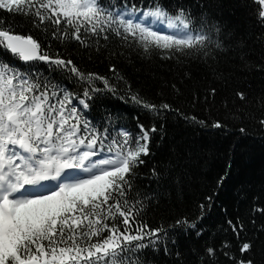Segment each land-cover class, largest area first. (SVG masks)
<instances>
[{"label": "snow or ice", "instance_id": "obj_1", "mask_svg": "<svg viewBox=\"0 0 264 264\" xmlns=\"http://www.w3.org/2000/svg\"><path fill=\"white\" fill-rule=\"evenodd\" d=\"M250 3L264 29V0ZM198 9L183 0H0L7 14L0 15V264H160L161 257L264 264V186L243 209L221 206L223 219L212 228L206 217L227 173L171 222L153 223L158 194L138 183L163 131L156 122L169 114L204 129L264 131V89L252 96L239 84L254 70L264 73V51L253 63L207 0ZM8 16L20 19L8 23ZM257 40L264 49V32ZM226 57L234 67H221ZM153 62L148 79L165 97L158 102L144 91L151 85L125 70ZM192 64L207 75L188 88ZM111 98L135 105L151 123L137 116L129 128L107 108L97 119L99 102ZM182 104L207 115H189ZM172 163L153 166L151 176L180 188L186 174L179 160ZM179 234L200 241L188 256Z\"/></svg>", "mask_w": 264, "mask_h": 264}, {"label": "trees", "instance_id": "obj_2", "mask_svg": "<svg viewBox=\"0 0 264 264\" xmlns=\"http://www.w3.org/2000/svg\"><path fill=\"white\" fill-rule=\"evenodd\" d=\"M175 3V0H171ZM198 9V0H183ZM202 2V0H201ZM215 19L225 26V31L230 33L234 41H243L241 47L247 48L253 63L258 64L261 56L260 42L257 36L264 32L256 23L250 0H207ZM0 15H7L0 12ZM19 17H7L8 23L19 21ZM17 33L26 31L17 27ZM33 35H39L33 32ZM234 59V57H233ZM139 65V61H137ZM82 66L85 62L82 61ZM227 57L222 60V68L234 67ZM90 69L103 71V65L87 63ZM125 68L124 65H121ZM193 74V84L202 81L207 75L203 66L192 64L189 66ZM157 68V63L144 64L135 69L125 68L136 83L151 85L145 87L147 97L153 101L164 99L160 88L149 75L155 77L152 71ZM165 68L162 73H167ZM164 78L163 75L160 77ZM172 79L171 75L167 76ZM239 84L251 90V95L256 96L264 89V73L254 70L249 75L241 77ZM165 95L171 99V92L165 89ZM189 115L204 118L207 113L199 108L181 105ZM105 108L114 115L120 116V122L129 128H134L137 123L135 117H140V122L151 123V119L145 116L143 111L131 103H124L116 98L105 99L99 102L93 115L99 119L105 115ZM158 129L163 125V131L154 135L152 155L145 158L148 163L141 167L138 183L144 190L154 189V195L158 194L153 201L152 211L149 213L153 223L164 217L169 222L176 215L190 211L194 203L203 198L207 193L216 188V182L227 173L224 183L219 188V195L215 197V205L206 217L207 226L214 228L223 219L221 206L230 210L243 209L247 205L249 197L257 193L264 186V131L255 125L249 124L246 134H241L236 128L231 130L204 129L186 122L181 116L169 114L166 119L156 122ZM162 137V139H161ZM181 162L180 172L185 173L183 186L178 188L171 181L155 182L151 176L153 166L160 168L174 167L173 161ZM177 240L180 251L188 256L190 249L197 246L200 241L195 237L179 234ZM160 264H167V258H160Z\"/></svg>", "mask_w": 264, "mask_h": 264}]
</instances>
